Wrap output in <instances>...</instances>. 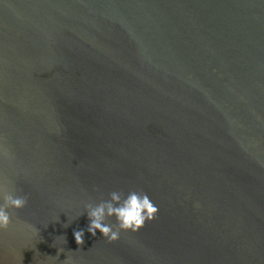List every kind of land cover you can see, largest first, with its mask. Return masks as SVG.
<instances>
[{
	"label": "water",
	"instance_id": "water-1",
	"mask_svg": "<svg viewBox=\"0 0 264 264\" xmlns=\"http://www.w3.org/2000/svg\"><path fill=\"white\" fill-rule=\"evenodd\" d=\"M0 189V264H264V0H0Z\"/></svg>",
	"mask_w": 264,
	"mask_h": 264
},
{
	"label": "clouds",
	"instance_id": "clouds-1",
	"mask_svg": "<svg viewBox=\"0 0 264 264\" xmlns=\"http://www.w3.org/2000/svg\"><path fill=\"white\" fill-rule=\"evenodd\" d=\"M27 202L26 196L0 189V229L7 228L11 222L9 210L23 208ZM156 211L147 194L136 191H129L126 194L112 191L108 193L107 199L86 203L80 215L86 212L88 219L86 231L92 236H96L98 230L108 240H115L121 230H137L145 218L151 219ZM110 218H114V223L109 222ZM84 233L83 228L73 230L78 245L83 243Z\"/></svg>",
	"mask_w": 264,
	"mask_h": 264
}]
</instances>
